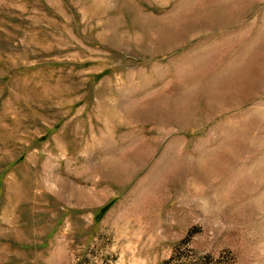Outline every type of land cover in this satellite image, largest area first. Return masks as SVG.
<instances>
[{
	"label": "rangeland",
	"instance_id": "obj_1",
	"mask_svg": "<svg viewBox=\"0 0 264 264\" xmlns=\"http://www.w3.org/2000/svg\"><path fill=\"white\" fill-rule=\"evenodd\" d=\"M0 264H264V0H0Z\"/></svg>",
	"mask_w": 264,
	"mask_h": 264
}]
</instances>
